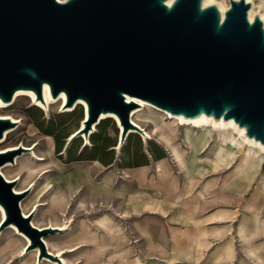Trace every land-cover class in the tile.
Wrapping results in <instances>:
<instances>
[{
  "label": "water",
  "instance_id": "water-1",
  "mask_svg": "<svg viewBox=\"0 0 264 264\" xmlns=\"http://www.w3.org/2000/svg\"><path fill=\"white\" fill-rule=\"evenodd\" d=\"M251 3L228 0L220 12L203 0H0V101L17 91L42 100L43 86L72 107H87L83 134L114 114L123 144L141 99L172 116L232 121L264 146V23ZM15 127L0 119V139ZM17 150L0 153V166ZM0 174L4 226L13 224L45 252L38 230L20 210L22 194ZM3 226V227H4ZM38 259V260H39ZM56 261H60L57 257Z\"/></svg>",
  "mask_w": 264,
  "mask_h": 264
},
{
  "label": "rangeland",
  "instance_id": "rangeland-1",
  "mask_svg": "<svg viewBox=\"0 0 264 264\" xmlns=\"http://www.w3.org/2000/svg\"><path fill=\"white\" fill-rule=\"evenodd\" d=\"M61 106V102H51L50 109L44 110L35 107L31 100L20 98L14 106L0 111L1 116L13 117L19 122V124H15L14 130L16 131L8 137L6 142L0 144V151L16 148L15 150L19 154L14 157V160L20 159L18 165L10 167V172L6 173V177H4L8 181H13L11 187L13 193L15 188L17 191H22L20 193L22 194L20 200L22 207L26 214L33 213L30 223L32 220L37 229L52 227L60 229L67 225L71 230L68 236H64L67 228L65 232L53 231L48 233L47 236L45 235L47 238L43 237L51 252L55 253L56 250L64 252L63 257L68 264H119L122 258L121 254L128 246L132 248L131 253L123 257L124 260L130 261L135 255H141L144 252L145 247L141 236L144 235L145 226L143 228L135 226V214H129L128 209L123 208L121 203L113 202V197H110L111 194H106L108 197L100 195V184H105L112 190H114V186L122 190L125 189L127 193L136 194L135 196L138 198L136 202L142 204L143 209H146L145 204L150 202L153 194L152 190L154 189L150 182L152 175L155 174L153 170L154 162L163 158L167 161L168 175L160 183L171 185L175 182L176 186L170 189L174 193L179 179L178 171L172 164L171 156L169 157L163 141L152 135L147 146L153 162L149 164V169L142 174L143 186H138L134 182L137 179L134 176L135 170L146 162L144 153L140 151L143 147L140 136L132 134L126 139L119 152L114 151L119 143V132L115 122L107 119L103 120L97 130L89 136L90 144L88 146L84 145L83 137H81L84 134L74 137L69 142L72 135L79 130L84 119V113L81 108H77L72 113H64ZM142 110L146 111V107L144 106ZM142 125L146 132L153 134L151 122ZM163 132L169 136L173 134L174 137L171 139L173 147L185 157L183 143L179 139V134L183 133L182 127L168 125L163 129ZM211 138L209 148H206L207 150L202 155L210 157L213 152V163L215 165L221 164L224 160L238 154L235 150H228L227 153L223 152L215 156L218 138L215 134H212ZM93 140L96 141L95 144H93ZM228 140H231V137ZM20 149L31 150L24 151ZM198 149L199 147H197L195 154L197 158ZM245 153L253 156L255 154L254 146L250 143L246 144ZM33 154L44 159V161L35 162L32 158ZM114 160L115 162H113ZM194 160L188 159L190 174L198 164V161ZM100 163L104 168L100 166ZM128 167L133 170H126ZM231 170L232 167L227 166L217 175H226ZM235 171L241 177L244 176L242 170L238 167ZM128 176L130 177L128 178ZM72 181L75 182L74 188L70 184ZM57 192H63L67 199V204L65 203L62 207L52 201L54 194ZM102 202L105 206H100ZM36 203H39L40 207L35 212L34 205ZM107 205H113L118 216L115 211L108 210ZM148 210L153 211L150 208ZM103 212H108L111 214L110 216L115 217V221L125 234L124 239L120 237L109 238L102 230L100 232V226L97 225L96 220ZM120 213L122 214L121 218H119ZM50 222L62 226H50ZM6 229L7 227H4L0 231V236L3 235L0 238V245L5 240H13L11 243H4L0 250L2 252L12 250V254L9 252L7 254L9 255L8 260H12V264H20L19 260L22 255L19 252H21L20 249L26 241L17 237L14 232L13 234L7 233ZM167 234L170 239L175 240V231L169 230ZM24 236L29 240L26 235ZM164 236L167 237L165 234ZM136 240L137 243H132ZM174 240L172 241L173 244H175ZM29 245L30 240L27 247ZM170 247L172 251H175V245ZM68 248H74L75 250L65 252V249ZM32 250L35 249L28 250L27 254ZM45 252L48 253L47 250ZM39 256L40 250L36 258L34 256L30 258V264H42L45 256H41L40 259ZM2 264H8V261Z\"/></svg>",
  "mask_w": 264,
  "mask_h": 264
},
{
  "label": "crops",
  "instance_id": "crops-1",
  "mask_svg": "<svg viewBox=\"0 0 264 264\" xmlns=\"http://www.w3.org/2000/svg\"><path fill=\"white\" fill-rule=\"evenodd\" d=\"M254 3L258 6L256 10L264 14V1L254 0ZM167 137L169 146L174 148L171 143L173 134ZM149 141L151 140H142L143 147L140 151L144 153L146 162L135 170L134 176L137 179L134 182L138 186H143L142 174L153 162L147 146ZM211 141L210 137L200 143L197 154L199 162L189 176L182 174L179 166L170 157V147L163 142L178 171L176 191L174 193L170 190L176 186L175 182L171 185L160 183L168 175L165 158L154 162L155 174L150 181L154 189L151 191L153 194L150 202L145 204L146 209L136 202V194L127 193L125 189L114 186L112 190L107 185L100 184V195L111 194L113 202L121 203L123 208L128 209L129 214H135V226H145L144 235H140L145 247L143 254L135 255L130 261L124 260L123 256L131 253L132 248L128 246L123 250L119 264H264V159L256 167L257 173L254 176L241 177L235 170L245 151L215 165L213 152L210 157L202 155ZM218 142L227 150H237V146L228 144L224 138L217 139ZM182 143L186 151L185 157L179 150L174 149L182 162L186 163L188 151L185 142ZM100 166L104 168L101 163ZM227 166L232 167L231 172L217 175ZM126 170L133 169L128 167ZM70 184L74 188L75 182ZM100 206L105 205L102 202ZM107 207L108 210L115 211L113 205ZM115 212L118 216L117 211ZM110 215L103 212L96 220L100 232L102 230L109 238L124 239L123 230L115 217ZM121 217L120 213L119 218ZM169 230L175 231V240L169 238ZM137 242L136 240L132 243ZM174 245L175 251H172L170 246ZM72 249H65V252Z\"/></svg>",
  "mask_w": 264,
  "mask_h": 264
},
{
  "label": "bare ground",
  "instance_id": "bare-ground-1",
  "mask_svg": "<svg viewBox=\"0 0 264 264\" xmlns=\"http://www.w3.org/2000/svg\"><path fill=\"white\" fill-rule=\"evenodd\" d=\"M246 1L251 3V8L248 11L249 20H252L254 15L258 14L264 23V14H262L259 10H256V8H258V6H257V4L254 3V0H246ZM211 4L216 5L222 14L228 7L227 0H203V6H208ZM20 98L29 99V100H31L32 103H34L35 107L42 108L44 110L50 109L51 102H53V103L61 102V104H62L61 109L63 110L62 112H64V113H72L77 108H81L83 113H84V119L81 122L79 130H77L72 135L69 142H71L74 139V137L80 136L81 134H83L84 120L87 118V107H86L85 103L82 102L81 100H78L76 103H74V105L72 107H66L64 105L66 102L65 95L62 93L56 99H53L50 95L48 86L44 85L41 101L36 99L33 92L20 90L14 94L13 99L10 103H3L0 101V111L2 109H6V108H9L11 106H14ZM127 100H132L133 102H135L137 104V107L131 113L130 119H131L132 124H134L136 127H138L140 130L143 131V134L140 135L136 130L130 129L128 131L127 138L132 134H137L140 136V138H141V140H143V142H147L148 140L151 139L152 135H154V136H157L158 139L162 140L167 146H169L168 137H167L166 133L163 132V129L166 128L168 125H175L178 127H182L183 133L179 134V139L181 141L185 142V145L187 146V151H188V159H191V160H194V156L196 154L197 147L200 146V143L203 142L205 139H209L212 136V134L217 135L218 140L219 139L221 140L224 138L228 142V144H230L234 147L237 146V150L235 152L238 154L243 150L245 151V145L250 143L255 148V154L253 156H251L250 154L245 153L244 156L241 157L240 162L237 166L239 169L242 170L243 175H244L243 177L254 176L257 173L256 167L264 159V146H262L258 142H255L252 139H248L245 136L244 129L238 128L232 121H228V122H224L222 120L215 121V120H213V118H207L205 116H201V117L194 119V120H185L181 116H172L169 113H167V112H165L159 108H156V107L152 106L151 104H148L147 102H145L141 99L127 98ZM144 106L146 107V111L142 110ZM163 115L165 116L164 119H163ZM0 119H9L13 123L19 124V122L17 120H15L13 117L0 115ZM107 119L113 120L116 124V127L118 129L119 134L121 133L122 128L119 124L117 117L114 114L101 115L98 119V122L92 126V129L90 130L89 134H87V136H86V134L81 135V137H83L85 146H88L90 144L89 136L97 130V127L100 125V123L103 120H107ZM150 122L153 125V128H152L153 134L146 132L145 129L143 128V125H142L144 123L149 124ZM15 131L16 130H14V127L5 131L4 136L0 139V144H3L4 142H6L8 137L12 133H14ZM230 137H231V140H228ZM123 145H124V143L120 144V142H119L117 147L115 148L116 151H120L121 147ZM34 147H36V146H34ZM15 149L16 148H9V149L0 151V153L12 151ZM215 149H216L215 156H218V155L222 154L223 152L227 153V151H228L227 149H225L224 147L221 146L220 142L217 143ZM20 150L26 151V150H31V149H20ZM169 150H170V156H171L172 160L176 163V165L179 166L180 170L182 171V174L184 176L191 175L190 171L188 169L189 168L188 167V161L186 163H183L178 152L174 148L170 147ZM32 158L35 162H43L44 161V159L38 157L36 154H33ZM19 160L20 159L18 158L17 160H14V162H12V163H5L2 166H0V174L3 177L4 176L6 177V173L10 172V170H9L10 167H12L14 165L17 166ZM194 161L199 162V159L197 158V156H195ZM6 181L7 182H13V181H8L7 179H6ZM16 181H14V182H16ZM21 192L17 191L15 188L14 193L20 194ZM52 201L54 204L59 205L61 207L65 203L67 204V199H66L65 195H63V192H57L56 194H54ZM20 204H21V201L19 203V206H20V210H21L24 218H27V217L30 218L33 215V213L26 214L24 212V208L22 207V204L21 205ZM80 205H82V203H80ZM34 206H35L34 211L36 212V209H38L40 207V205H39V203H36ZM4 218H5V216H4L3 209L0 207V231L4 227H7V229H6L7 233L13 234V232H14V234L17 237L22 238L23 241H26V243H24V245L22 246V249H20L21 252H19V254L22 255V257L19 260V263L20 264H30V258L32 256H34V258H36L37 254L39 253L38 248L37 247L34 248L35 250H32L29 254H27V250H25V248L29 244V240L23 235V233L19 232L13 224H9V225L4 226V223H2ZM34 224L32 223V220H31V225L36 227ZM49 225L50 226H59V227L62 226V225H59L56 223L53 224L51 222ZM67 228H68V226L65 225V226L61 227L60 229L57 227L56 228L52 227V228H38V230L39 229H41V230L52 229V230L58 231V232H63V231L65 232ZM70 232H71V230L68 228L67 231L65 232L64 236H68V234ZM2 236L3 235H1L0 238ZM7 236H9V235H7ZM46 236H43V237H46ZM43 237H42V241H43L45 247H47L46 250L48 251L47 256L51 255L55 259V261L54 260L52 261L51 259H49L48 257L46 258V256H45V258H43L44 260H43L42 264H68L67 261L63 257L64 252L62 250H56L55 253L51 252L48 249L49 248L48 243L46 241H44L45 238H43ZM5 239H6V237H5ZM12 240L13 239L7 240V241L5 240V242L3 241L1 244L4 245V243H11ZM2 245H0V248L2 247ZM52 246H50V247H52ZM54 247H53V249H55ZM27 249H29V247ZM8 252L10 254H12L11 253L12 250L6 251V252H2L0 250V264H2L5 261H8V264L13 263L12 260H8V256H9V255H7ZM57 257L60 259L61 263L59 261H56ZM12 258H14V257H12ZM34 261H35V259H34ZM38 262H40V261H38Z\"/></svg>",
  "mask_w": 264,
  "mask_h": 264
},
{
  "label": "trees",
  "instance_id": "trees-1",
  "mask_svg": "<svg viewBox=\"0 0 264 264\" xmlns=\"http://www.w3.org/2000/svg\"><path fill=\"white\" fill-rule=\"evenodd\" d=\"M92 142H93V144H95V143H96V141H95V140H93Z\"/></svg>",
  "mask_w": 264,
  "mask_h": 264
},
{
  "label": "built area",
  "instance_id": "built-area-1",
  "mask_svg": "<svg viewBox=\"0 0 264 264\" xmlns=\"http://www.w3.org/2000/svg\"><path fill=\"white\" fill-rule=\"evenodd\" d=\"M125 142H126V141H125ZM125 142H124V143H125Z\"/></svg>",
  "mask_w": 264,
  "mask_h": 264
}]
</instances>
